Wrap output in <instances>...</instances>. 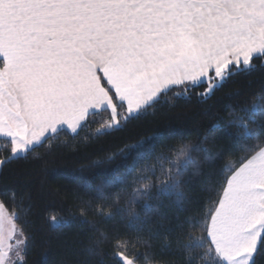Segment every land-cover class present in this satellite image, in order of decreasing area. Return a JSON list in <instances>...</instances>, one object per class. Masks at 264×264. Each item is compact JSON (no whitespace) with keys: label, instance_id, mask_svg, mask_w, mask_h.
Listing matches in <instances>:
<instances>
[{"label":"snow or ice","instance_id":"snow-or-ice-1","mask_svg":"<svg viewBox=\"0 0 264 264\" xmlns=\"http://www.w3.org/2000/svg\"><path fill=\"white\" fill-rule=\"evenodd\" d=\"M258 68H264V0H0V137L8 153L0 157V169L14 159H27L69 130L78 134L96 123V135L122 132L170 93L178 98L191 93L205 103L233 76ZM223 111L229 119L215 115L217 123L194 142L180 138L167 144L153 133L94 161L92 166L99 167L121 158L94 187L85 184L87 199L77 194L81 216L92 208L99 224L113 222L112 248L126 246L134 255L136 241L154 247L159 231L148 229V239L141 233L157 215L166 246L169 236L178 233L180 264H197L198 257L187 252L192 245L183 239H191L188 229L198 222L189 215H160L148 202L151 193L155 189L170 196L182 182L200 181L207 189L218 174L210 169L238 156L236 167L226 166L212 213L199 223L213 250L210 264H264V86L224 105ZM237 112L247 113L248 122ZM221 136L225 146L210 151V141ZM193 153H203L209 168L200 169ZM126 187L129 204L142 202L143 219L132 213L127 221L117 219L124 211L119 197ZM10 194L22 195L3 192ZM175 195L173 204L186 211L188 197ZM4 206L0 201V209ZM75 216L69 210L68 218L52 217L51 223L67 226ZM8 223L5 231L0 212V264H29L32 233L26 223L20 228L11 219ZM91 230L97 236L84 249L82 264H104L100 245L109 236L98 225ZM130 255L122 250L115 259L134 264Z\"/></svg>","mask_w":264,"mask_h":264},{"label":"trees","instance_id":"trees-1","mask_svg":"<svg viewBox=\"0 0 264 264\" xmlns=\"http://www.w3.org/2000/svg\"><path fill=\"white\" fill-rule=\"evenodd\" d=\"M262 86H264V68H258L250 75L240 73L233 76L205 103L197 100L191 93H188V98H178L170 93L151 110L149 115L129 125L122 132L96 135L100 126L93 123L88 128L80 129L78 134L63 133L59 139L38 148L27 159H14L4 165L0 169V201L4 202V209L7 212L15 215L17 227L20 228L26 223L32 233L29 264H82L84 249L94 243V238L97 236V233L91 230L93 225H98L100 231L109 236V241L100 245L104 253V264H119L115 259L116 253L122 250L125 255L130 253L126 246L119 249L112 248L113 238L109 229L113 222L99 224L92 208L81 216V211L77 207V194L87 199L84 195L88 190L85 184L90 183L94 187L101 175H110V170L121 162V158L116 156L111 163L105 161L99 167L92 166L93 162L103 160L107 154L118 151L119 148L124 147L125 142L134 143L137 138L152 136L153 133H158L167 144L175 143L180 138L186 142H194L201 134L208 132L211 124L217 123L213 118L215 115H223L225 120L229 119L223 111L224 105L235 104L238 100L247 97L252 90ZM236 92L241 95L233 99L228 98ZM205 111H210L211 115H204ZM236 115L244 119L245 123L248 122L245 119L247 113L237 112ZM103 118H107V113L103 114ZM96 119L99 120L101 117L97 116ZM253 127L254 125L249 123V128ZM214 135L220 134L214 133ZM224 139L225 137L221 136L219 140L210 141V151L223 148ZM154 143L159 144L160 141ZM6 144V140L0 139V157L8 154ZM244 155L246 154H239V156ZM193 159L200 169L209 168V163L203 159V153H193ZM238 164V156H229L223 164L210 169L218 174L214 176L207 189L202 182L196 181L192 185L187 182L174 185L173 194L170 196L158 194L155 189L151 193L148 202L160 215L169 218L177 216L183 218L189 215L198 222L188 229L191 239L188 237L183 239L184 245H192L187 252L189 256L198 257L197 264H210L214 259L205 228L199 222L212 213L214 201L218 198L217 194L222 195L220 184H223L225 175H228L226 166L236 167ZM221 168L224 169L223 173ZM190 171L195 172L196 166H192ZM6 189L22 195L4 196L3 192ZM129 192L130 189L127 187L120 192L119 207L124 211L117 219L122 217L127 221L131 219L130 213L143 219L145 210L142 202L129 204ZM176 193H183L188 197L184 204L186 211L179 210L173 204ZM110 200L111 198L109 202ZM69 210L76 214L72 222L67 226L54 227L51 218H68ZM158 218L157 215H153L150 223L145 225V231L141 233L145 239H148L150 236L148 229L159 231V235L152 241L154 247H145L142 241L135 242L137 245L131 250L134 255H130L135 264H180L182 258L177 254V249L182 245L177 239L178 233L169 236L170 246H166L164 230L158 229L156 225ZM82 219H87L91 223L84 224ZM164 223L166 225L167 221ZM92 264H96L95 260Z\"/></svg>","mask_w":264,"mask_h":264},{"label":"rangeland","instance_id":"rangeland-1","mask_svg":"<svg viewBox=\"0 0 264 264\" xmlns=\"http://www.w3.org/2000/svg\"><path fill=\"white\" fill-rule=\"evenodd\" d=\"M5 212H6V215L5 216L7 217V220L5 218H3V223H4L5 231H7V229L10 227V225L8 223L9 219H11L12 223L15 224V215L13 213L7 212L6 210H5Z\"/></svg>","mask_w":264,"mask_h":264},{"label":"crops","instance_id":"crops-1","mask_svg":"<svg viewBox=\"0 0 264 264\" xmlns=\"http://www.w3.org/2000/svg\"><path fill=\"white\" fill-rule=\"evenodd\" d=\"M103 96H104V98L106 99L107 97H106V94H102ZM110 103V102H109ZM80 129H78V131H79ZM68 133H70V134H72V135H75L76 133H71L70 132V130L69 131H67ZM0 139H2V140H6L5 138H3V137H0ZM0 212H2V215H3V218H5L6 220H7V217L5 216L6 215V212H5V209L3 208V209H0Z\"/></svg>","mask_w":264,"mask_h":264}]
</instances>
